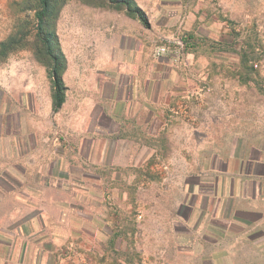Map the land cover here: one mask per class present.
<instances>
[{"label": "crops", "instance_id": "obj_1", "mask_svg": "<svg viewBox=\"0 0 264 264\" xmlns=\"http://www.w3.org/2000/svg\"><path fill=\"white\" fill-rule=\"evenodd\" d=\"M132 2L59 5L57 107L0 48V264H264V0Z\"/></svg>", "mask_w": 264, "mask_h": 264}, {"label": "rangeland", "instance_id": "obj_2", "mask_svg": "<svg viewBox=\"0 0 264 264\" xmlns=\"http://www.w3.org/2000/svg\"><path fill=\"white\" fill-rule=\"evenodd\" d=\"M63 1L66 0H50L44 32L41 33L36 26L35 14L40 9L39 0H0V37L5 42L4 57L15 54L20 57L32 56L44 64L47 60L45 51L48 49V44L52 52L58 53L54 39L53 20ZM45 37L48 40L47 43L44 41ZM235 46L237 48L239 44L236 43Z\"/></svg>", "mask_w": 264, "mask_h": 264}, {"label": "trees", "instance_id": "obj_3", "mask_svg": "<svg viewBox=\"0 0 264 264\" xmlns=\"http://www.w3.org/2000/svg\"><path fill=\"white\" fill-rule=\"evenodd\" d=\"M110 5H112L115 8H124L128 14L134 15L143 23H147V18L143 11H141L137 6H135L132 2V0H107ZM40 9L36 11V18H37V29L42 33L44 32V23H45V17L48 13L50 0H39ZM43 39V37L41 38ZM54 39L56 42V35L54 33ZM44 41L47 43L48 40L46 37L44 38ZM3 46H5V42L2 41L0 43V48L3 50ZM48 49H46V63H44L47 66L48 69V75L51 79L52 83V92H53V103L54 106L57 107L61 104L63 101V92H64V85L61 78V72L64 68V58L61 55V53L58 51L57 43H56V49L58 53L52 52L50 50V45L48 44Z\"/></svg>", "mask_w": 264, "mask_h": 264}, {"label": "built area", "instance_id": "obj_4", "mask_svg": "<svg viewBox=\"0 0 264 264\" xmlns=\"http://www.w3.org/2000/svg\"><path fill=\"white\" fill-rule=\"evenodd\" d=\"M172 45H174V46H176L175 48L176 49H179L178 47H180V46H183V41H181V40H173L172 41ZM166 50H168V48L167 47H165V46H160V47H158V49H157V51H158V53H163V52H165Z\"/></svg>", "mask_w": 264, "mask_h": 264}]
</instances>
